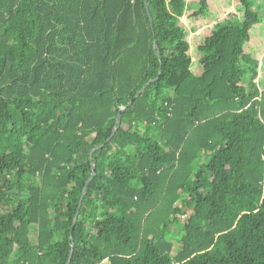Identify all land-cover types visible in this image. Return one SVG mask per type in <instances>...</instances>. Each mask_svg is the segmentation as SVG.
<instances>
[{"label":"trees","instance_id":"1","mask_svg":"<svg viewBox=\"0 0 264 264\" xmlns=\"http://www.w3.org/2000/svg\"><path fill=\"white\" fill-rule=\"evenodd\" d=\"M263 12L0 0V264H264Z\"/></svg>","mask_w":264,"mask_h":264},{"label":"water","instance_id":"2","mask_svg":"<svg viewBox=\"0 0 264 264\" xmlns=\"http://www.w3.org/2000/svg\"><path fill=\"white\" fill-rule=\"evenodd\" d=\"M147 84L148 83H146L145 85H144V87L141 89V91L138 93V94H136L135 96H134V99H136L137 97H138V95L145 89V87L147 86ZM118 116H119V114H118ZM117 116V117H118ZM117 124H119V121L117 120ZM94 173H95V169H94V167H92V175L91 176H93L94 175ZM70 258H71V254L69 255V259H68V261L70 260Z\"/></svg>","mask_w":264,"mask_h":264},{"label":"rangeland","instance_id":"3","mask_svg":"<svg viewBox=\"0 0 264 264\" xmlns=\"http://www.w3.org/2000/svg\"><path fill=\"white\" fill-rule=\"evenodd\" d=\"M262 20H264V12H263V18H262ZM246 66H247V65H246ZM240 67L243 68V64H242V63L240 64ZM262 74H263V73H262ZM243 76L246 78V73H244ZM260 76H264V74H263V75L260 74L259 77H260ZM31 234H32L31 238H32V240H33V238H34V233L32 232Z\"/></svg>","mask_w":264,"mask_h":264}]
</instances>
